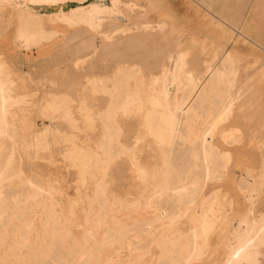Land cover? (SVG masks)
<instances>
[{
  "label": "rangeland",
  "instance_id": "374dc122",
  "mask_svg": "<svg viewBox=\"0 0 264 264\" xmlns=\"http://www.w3.org/2000/svg\"><path fill=\"white\" fill-rule=\"evenodd\" d=\"M91 1L94 0L88 2ZM123 1L137 3L138 7L131 10V16L135 15V19L122 20L120 23L124 26L131 24L132 27L136 21L146 20L154 27V34L152 33L150 38L156 34L158 39L155 36L154 41L150 39L147 43L136 46L128 45V43L115 44L109 42V39L116 33L113 32L114 30L118 32L122 29L104 24L105 26H101L103 28L100 27L97 31L90 33L83 30L87 29L85 25H78L69 29L65 28V34L57 37L52 47L44 50L18 49L14 41L18 8L15 5L0 7V47L5 56L2 55L1 48L0 54L7 68L12 72L15 93L24 94L26 100V103L15 108L11 114L14 118L16 135L0 140V161L11 152L12 146L15 148L16 158L19 159H16L11 167H3L0 172L4 176L9 175V179L15 183L18 182V178L14 175L13 169L19 166L20 173L25 177H31L32 180L46 185L50 190L45 195L46 199L48 198L46 203L41 204L42 202L39 201L30 205L25 201L28 197V186L17 185V183L7 188L5 185L10 191L7 194L9 201L6 202L0 214V229L4 228L10 220L15 223L25 220L26 224L18 238L22 240L21 242L33 243L34 241L33 246L38 248V253L36 252L37 256L34 255L30 259L36 264H63L59 247L65 240L71 243L69 254H82L81 263L71 257V262L66 264H74V262L75 264H160L161 261L167 260L166 255L170 253L168 251L173 242L181 240L179 238L185 232H191V234L198 232L205 214L209 216L210 221H216L218 218L215 215L224 213L225 218L217 220L220 223L217 230L208 233L205 239L196 234L191 236V244L203 245L201 247L206 249L197 259L187 263L223 264L227 259L224 247L226 238L241 216L246 212H252L255 217L264 214V56L258 57L254 53L256 46L249 40V34L240 33L241 25L246 21V15L250 14L255 0H204L209 6L205 5L203 0H153V3H147V0ZM72 5L75 3H69L63 9L67 10ZM57 10L58 6L35 8L36 12L43 14L45 28H50L54 24L45 12ZM141 13L145 15L142 16ZM146 14H150L151 18ZM253 21L264 30V19H253ZM160 25L163 26V30L160 29ZM170 27L172 31L175 29L172 33L176 31V35H173L171 31L169 34L167 29ZM166 30L170 35L169 39L166 37ZM92 34L95 36L94 43L90 41ZM160 36L165 37L162 39ZM172 37L178 39L177 45L180 50L191 51L188 56L189 67H199V65L201 67L202 63L199 64V62L206 60L212 50L215 48L219 50L223 45L234 58L236 67L239 68L234 84L242 85L244 88L245 95L241 99L244 103L241 101L236 104L226 119L211 121L213 124L210 127L214 135L212 145L217 146L221 151L212 164L208 165L210 170L212 169L211 175L206 176L204 169L196 171L189 169L190 160L193 158L191 142L186 144L179 142L177 145L180 146H175L173 159L179 176L186 180L190 190L199 187L193 190L192 200L181 203L162 202L155 213H146L145 199L152 196L156 188H160L163 180L166 179V174L162 171L163 156L151 142L147 141L142 142L137 148L139 149L138 161L145 169L143 177L133 171L131 141L132 137H139L143 131L141 121L136 120L133 113L126 115L117 112L115 114L114 123L122 129L120 128L118 136L119 144L117 146L115 144L110 149L118 152L121 149H127L128 152L114 157L108 163V168L104 164L96 167L88 162V159L79 158L74 153L70 154L69 151L72 148V141L78 147L98 144V140L102 139L104 125L100 115L109 109V99H111L109 92L114 87L119 88L120 91L131 87V81L128 82V79L117 73L115 68L117 69L119 65L131 66V64L140 63L142 72L147 71L143 72V78L150 79L156 72L155 61L150 59L143 61L139 53L152 52L168 43V46L172 45ZM165 40L170 42L164 43ZM13 42L17 46L16 50H14ZM139 50L142 51L139 52ZM15 52H18V55H14ZM7 54L13 56L9 59L6 58ZM17 57L20 59L17 60ZM193 62H198V66ZM241 63L244 64V68H240ZM246 63L247 67H245ZM216 65H219V59L216 60ZM241 70L244 75L248 73L247 81L240 82ZM95 76L96 79H109L108 87L92 85ZM50 93L57 96L50 97ZM85 98L88 106L84 108L93 120L91 125L86 124V113L81 109ZM215 100V98L211 99L206 104L201 110L202 115H209ZM49 101L52 104L47 109L46 105ZM193 125L199 130L204 127L200 120H195ZM85 161L90 163L89 168L83 167V164H86ZM255 181L260 184L254 191L250 189V186L254 185L252 183ZM163 210L176 215L174 218H157ZM84 222L88 223V227H85ZM98 222H104L105 229H109L111 238L115 239L112 244L107 245L102 242L100 237L103 230L95 229ZM137 223H139L138 227L143 229L146 223H152L153 234L147 237L146 234L137 233L134 230ZM82 227H85V230ZM15 228L17 229L16 226ZM92 232L95 234L94 237ZM13 236H7V239L15 238ZM2 238H4L3 235L0 236V239ZM128 240L133 245L130 250L125 247ZM48 245L55 247L49 253L51 255L46 257L44 250L48 249ZM26 251L23 245L16 247L11 253L13 257L9 259L8 264H19L20 257ZM259 252L264 254V246L259 248ZM5 255L7 254H3L4 258ZM258 259L259 264H264V255L258 256ZM0 264L6 263L1 260Z\"/></svg>",
  "mask_w": 264,
  "mask_h": 264
},
{
  "label": "bare ground",
  "instance_id": "6f19581e",
  "mask_svg": "<svg viewBox=\"0 0 264 264\" xmlns=\"http://www.w3.org/2000/svg\"><path fill=\"white\" fill-rule=\"evenodd\" d=\"M86 1L88 2L89 0H0V7H3L5 5H10V6L15 5L18 8V13L16 16L17 30L14 36V41L16 42L18 49L19 48H23L26 50H30L32 48H37L40 50L47 49L53 46V43L57 39V37L65 34V30H64L65 28L69 29L78 25H85L88 30L86 28L83 30H85V32L87 31L90 33L91 31L92 32L97 31L101 26H105L104 24L106 25L108 24L107 26L110 25L112 27L115 26L118 29H122L121 31L118 32L117 30H114L113 32L116 33L112 37H110L112 41H110L109 39V42L115 44L125 45L126 43H128V45L131 44L133 46H136L143 44L145 42L147 43L148 40L153 39L155 36L156 39L159 38V37L157 38L156 34L153 38H150V36L154 32L153 31L154 27L150 24V22L146 20L144 22L136 21V23L132 27L131 24H125L124 26L120 23V21L122 20L130 21L131 19H135V15L133 16L134 18L131 16V10H134L135 8L138 7L137 3H133L131 1L124 2L123 0H107V1L94 0L88 3H86ZM152 1L153 0H147V3H153ZM203 2L205 3V5L207 4V6H209L208 3L205 2L204 0ZM69 3H75V5H72L69 7V9L64 10L63 9L64 6L68 5ZM46 6H58L57 11L45 12L47 15H49L48 17H50L51 21L54 23L53 26L50 28H45L42 19L43 14L35 11L36 7H46ZM143 15L145 14H142V16ZM149 15L150 14H148L147 16ZM149 18L151 17L149 16ZM140 19H142V17ZM155 20L156 19H154V21ZM151 22H153L152 19ZM159 27L160 29L163 30V26L160 25ZM171 27H170L171 30L167 29L169 30L168 31L169 34L170 31L172 33L175 30L174 29L172 31ZM167 30H166V37L168 38V36L170 37V35L167 34ZM172 34L176 35V31ZM164 37L165 36H163V38ZM177 37L179 36L177 35ZM172 38H173L172 39L173 41L171 40L172 45L170 44L168 46L169 44L168 43L167 45L164 44L165 46L163 45V47H160L152 52L139 53L141 55V58H143V61L145 60L149 61L148 59L155 61L156 72H154L151 75L150 79L145 80L143 78V72H147V71L142 72L143 68L142 69L140 68L141 66V65L139 66L140 63L135 64L134 61L133 63L135 65L132 64L131 66L119 65L117 69L115 68L117 73H120V75L122 74L123 77L128 79V82L131 81V85H130L131 87L122 89L123 91H120L119 88L114 87V89L111 92H109L111 96V99H109L110 101L109 109H106V111L101 113L100 115L101 121L104 124L102 127L103 129L102 139L98 140L99 141L98 144L99 143L100 144L99 145L96 144V146H93L92 144H91L92 146L90 144L89 145L87 144L85 147H78V145L74 144V141H72L71 142L72 148L69 151L70 154L74 153L79 158H83L84 160L88 159L89 161L88 160L87 161L91 162L92 165H95L96 167L98 165L104 164L108 168L107 166L109 165L108 163L112 161L114 157L116 158L121 153L128 152L127 149H121L119 150V152L110 149L115 144L116 146L117 144H119L118 136L120 135L121 127L116 126V124L114 123L115 114L117 112L126 115L133 113L134 114L133 117L136 118V120L139 119L143 126L142 134H140L139 137L136 136L132 137L133 140L131 141V166L133 171L137 172L139 176L143 177L145 169L141 167L140 162L138 161L139 157L137 158V151L139 149L137 148L138 145H140L142 142L147 141V142H151L155 146L158 153L163 156L162 171L163 173L166 174V179L163 180V184L160 185V188L158 189L156 188L154 194L145 199L144 211L146 213H155V211L160 207L162 202L177 201L181 203V202H190L192 200L193 192L195 191V189H198L199 187L193 188L194 191L190 190L189 189L190 186H188L189 184H187L186 180L179 176L180 174H178V169L175 165V160L173 159L175 146L179 142L180 143L184 142L185 144L186 142H191V144H193L192 145L193 147L191 148V156H193V158L192 160H190L191 163L189 164V169L190 170L193 169L195 171L199 169L200 170L204 169L206 176L211 175L210 173H212V169L210 170L208 165H211L214 159L218 157L217 155L221 154V151L218 149V147L212 145L214 135H213V130L210 127L211 124H213L211 121L226 119L227 116H229V114L231 113L233 107L236 104L241 103L242 101L241 99L243 98V95H245L244 94L245 91L242 85L239 86L238 84L237 86L234 84L237 74L239 72V68L236 67L234 58L224 49L223 45H221L219 50H216V48L212 50L209 54V57L206 60L199 62V64L202 63L201 67L200 65L199 67L196 66L189 67L188 56L189 54H191V51L185 52L184 50H180L179 45H177L178 39H175L174 37ZM94 39L95 36L93 35L90 39L91 43H94ZM166 41L167 40H165L164 43H166ZM205 41L206 40L204 39V42ZM160 42H158V44ZM167 42H170V40ZM154 45L156 46V44ZM160 46H162L161 43ZM140 51L142 50H139V52ZM192 56L195 57L196 55L192 54ZM217 59H219V65H216ZM193 63L197 65L198 62H193ZM110 70L112 71V69ZM11 74L12 72L7 68L6 63L4 59H2V56L0 54V140L5 137H11L16 135V130L14 127V118L13 116L11 117V114L15 108L20 107L21 105L26 103L24 94H20L18 92H17L18 94L15 93L16 92V90H14L15 81L11 77L12 76ZM108 80L109 79H105V78L96 79L95 76V79L92 80V85L99 84L103 88H107ZM53 96L54 94L50 95V97ZM210 98L212 100L214 98L216 99L215 103L213 104V110L209 113L208 116L207 114L206 116H204L202 115L201 110L211 100ZM243 101L242 103H244ZM54 102L53 104H55ZM51 104H52L51 101L47 103L46 105L47 109L48 106L49 107L51 106ZM82 110L85 111V108ZM85 113H86L85 122L87 125H91V122H93V120L91 119V116L87 114L88 111L87 112L85 111ZM195 120L202 121V123L204 124L202 130H199L197 126L196 128L193 125V123H195ZM11 148H12L11 152L6 154L4 160L2 159L0 161V171L3 167L5 168L11 167V165L17 159L15 155L16 153L15 148H13V146ZM89 164L86 162V164H83V167H88ZM13 170H14V175H17L18 178V182L15 183H12L11 181L12 179L11 180L9 179V175L4 176L0 172V214L6 202L9 201V199L7 198V194L10 191L6 189L5 185H7V188L10 187L12 184L16 185L17 183H18L17 185L24 184L28 186L29 187V189L27 188L29 190L27 191L28 197L27 199H25V201H27V203H29L30 205L36 204L39 201L42 202L41 204L47 202L48 198L46 199L45 195H47L50 190L46 185H42L40 183L35 182L34 180L31 179V177H25L22 173H20L21 170L19 166H17ZM145 172L148 173V171ZM106 173L108 172L106 171ZM146 176H148V174H146ZM144 178L146 177L144 176ZM259 184H260L259 182L255 181L254 185L250 186V189L255 191L257 185ZM211 199L213 200L214 198ZM185 214L186 213L184 212V215ZM175 215H176L175 213L167 212L163 210V212L160 213V215L157 218H174ZM224 215H225L224 213L216 214L215 217L218 219L225 218ZM204 218L205 219L201 222L197 233L192 232L193 234H191V232L189 233L185 232L184 235H182V237L179 238L181 240L178 239L179 240L178 242L172 243V247L170 248V250L169 251L167 250L168 252H170L169 254L166 255L167 260L165 262L161 261L162 264H187L194 261V259H197L201 254L204 253L206 248L201 247L203 245L191 244V240H192L191 236H195L196 234L197 236H203V238L205 239L206 238L205 236H207L208 233H212L215 230H217V226H219L220 224L219 222H217L218 219H216V221H210L209 216H207L206 214L204 215ZM84 219H86V217ZM25 222L26 221L24 220L20 223L17 222L15 223L12 220H10L9 222L6 223L4 228L0 229V234L3 235L4 237L0 239V254H1L0 261L3 260V262L8 264L9 259L13 257L11 253H13L14 249L19 245H23L26 247L27 251L25 254L22 255V257H20L19 264H32L34 262L32 259H30L32 256L36 255L35 253L37 252L38 249L37 247L33 246L34 241L33 243L26 241L21 242L22 240L18 238V235L22 233L21 230L24 229L23 226L26 224ZM94 223L95 222H93V224ZM84 224L85 227L88 225V223L85 222ZM138 224L139 223L135 224L137 228L135 227L134 229L137 231V233L138 232L142 233V235L146 234L147 237L153 234L154 230L153 227H151L152 223H146L144 229L138 227ZM58 225L60 226V224ZM14 226H16L17 229L16 228L14 229ZM84 228L82 227L83 230H85ZM95 229L98 231L103 230V232L101 233L102 236L100 238L102 239V242H104L105 244L107 245L112 244L115 241L114 238L113 239L111 238L112 234L108 231L109 229L108 230L105 229L104 222H98L95 226ZM54 231L57 230L54 229ZM11 235H14L15 238L7 239V236H11ZM94 235L95 234L93 233L92 237H94ZM68 242H66V240L65 242H61V245L59 247V249L61 250L60 252L61 259H63L62 263L63 264L70 263L72 259L71 257H73V259L76 258L77 262L81 263L80 259L82 258V254L81 255L78 253L76 255L69 254L71 250L70 247L71 243L69 244ZM81 242L82 240L80 241V243ZM125 245H126L125 247L128 248L129 250L131 249V246H133L131 245L130 241L127 242ZM261 246H264V214L260 215L259 217H255L253 216L252 212H246L237 221L236 226H234L229 236L226 238L224 247L226 250L227 259L226 261H224L223 264H244V263L258 264L259 263L258 256L262 255V253L259 252V248ZM54 247H55L54 245L53 246L48 245V249L44 250L46 251L45 253L47 254L46 257L51 255L49 253L53 251ZM3 254H7L5 255V258ZM34 264L36 263L34 262Z\"/></svg>",
  "mask_w": 264,
  "mask_h": 264
},
{
  "label": "crops",
  "instance_id": "0c3cea01",
  "mask_svg": "<svg viewBox=\"0 0 264 264\" xmlns=\"http://www.w3.org/2000/svg\"><path fill=\"white\" fill-rule=\"evenodd\" d=\"M249 17H250V20H248ZM259 18L264 19V0H255V3L251 6L250 14L246 15V21L244 23H242V25H241L242 31L240 33L241 34L245 33L246 35L249 34L250 41L253 42L256 46V50L254 53L258 57H261V56H264V30H262V28L259 27L260 25L258 23H254V21H253V19L258 20ZM13 44H14V50H16L15 47H17V46H15L16 44L14 42H13ZM257 44H259V45H257ZM1 52H2V55L5 56V53L3 52L2 48H1ZM241 52H242V49H241ZM14 55H18V52L17 53L15 52ZM7 56L8 57H6V58L10 59L13 55L10 56L9 54H7ZM16 59L19 60L20 58L17 57ZM239 66H240V68H244V64H242V63ZM247 66H248V64L246 63L245 67H247ZM257 66H259V65H257ZM242 72H243V70H241L240 82L247 81V78L249 75H247V74L244 75ZM244 76H245V78H242ZM51 94L52 93H50L49 96ZM55 96H57V94L56 95L54 94V97ZM85 106L86 107L88 106V101L86 98L84 99L83 104L81 105V109H84ZM242 181L244 182L245 180H242ZM252 184H254V183H252ZM262 255H264V254L262 253Z\"/></svg>",
  "mask_w": 264,
  "mask_h": 264
}]
</instances>
